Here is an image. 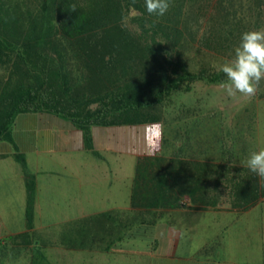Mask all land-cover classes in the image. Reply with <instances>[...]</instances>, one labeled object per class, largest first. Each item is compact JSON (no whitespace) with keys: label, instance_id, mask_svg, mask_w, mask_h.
Here are the masks:
<instances>
[{"label":"trees","instance_id":"1","mask_svg":"<svg viewBox=\"0 0 264 264\" xmlns=\"http://www.w3.org/2000/svg\"><path fill=\"white\" fill-rule=\"evenodd\" d=\"M169 5L157 16L146 11L145 0H0V142L12 143L13 120L25 113L70 121L87 149L91 126L162 124L172 95L188 93L197 83L221 85L226 77L218 69L234 59L242 34L264 29V0ZM12 157L25 190V230L18 234L24 237L33 226L35 180L24 157ZM174 157L136 159L129 204L135 219L154 222L157 212L182 209L184 196L203 209L226 204L237 211L264 198V179L229 157L217 165ZM90 219L97 251L120 241L110 212ZM85 221L65 225L78 227L75 237H88ZM130 229L126 218L124 230Z\"/></svg>","mask_w":264,"mask_h":264},{"label":"crops","instance_id":"2","mask_svg":"<svg viewBox=\"0 0 264 264\" xmlns=\"http://www.w3.org/2000/svg\"><path fill=\"white\" fill-rule=\"evenodd\" d=\"M191 134L184 133L180 127L165 133L162 124L157 123L91 126L90 148L87 149L81 131L70 121L43 112L19 114L13 120L12 143L0 142V169H8V172L0 171V206L10 204L14 194L16 204L25 205L20 168L12 157L14 152H18L24 157L28 172L34 175L33 207L104 206L100 210L91 209L87 214L71 218L63 224L89 219L100 213H111L120 241L106 252L97 251L91 222L85 227L86 233H90L85 236L90 240L85 246L86 252L121 254L126 242L132 248L138 242L143 243V252L133 251L137 255L142 254L141 258L145 257L148 264H157L158 261H163V264H230L212 260L204 250L212 240L226 232L231 215L247 212L254 206L245 211L233 210L229 206L203 209L190 205L184 196V208L157 212L154 222L141 217L135 219L136 212L129 209L137 158L160 155L174 160V155L180 154L178 160L184 163H220V143L214 149L219 134L216 138L212 135L213 151L209 159L204 157V134ZM13 187L15 190L9 195L7 191L12 192ZM208 214L211 217L205 218ZM126 218L131 224L127 232L124 230ZM104 223L102 221V226ZM205 230L210 233L208 240H205L204 234L202 236ZM217 246L213 245L216 252Z\"/></svg>","mask_w":264,"mask_h":264},{"label":"rangeland","instance_id":"3","mask_svg":"<svg viewBox=\"0 0 264 264\" xmlns=\"http://www.w3.org/2000/svg\"><path fill=\"white\" fill-rule=\"evenodd\" d=\"M219 64L220 61L217 62ZM162 126L165 133L180 127L184 133L190 132L196 136L204 134L205 159L212 156V135L216 138L219 134L214 149L220 143L222 150L228 152L222 155L221 150V161L229 157L234 166L247 167L246 161L251 153L264 149V80L260 81L251 98L240 95L229 97L221 85L197 83L188 93L172 95L171 103L164 111ZM241 162H244L243 166ZM0 171L8 172V169ZM14 190L15 187L12 192H7L10 195ZM11 198L13 201L10 204L0 206V264H30L35 247L38 248L35 264H148L145 257L141 258L142 254H135L143 252V243L138 242L134 248L126 242L121 254L88 253L86 250L67 248L85 247L90 240L83 235L75 237L73 233L79 230L78 227L63 223L104 206H34V230L20 237L18 234L25 225L24 206L16 204V194ZM180 204L183 205V197ZM209 216L211 214L205 218ZM230 218L226 232L212 240L208 245L210 248L206 247L204 252H208L216 262L264 264V198L247 212L233 214ZM85 222L87 226L92 219ZM203 234L206 237L203 239L208 240L210 233L205 230ZM213 245L219 246L217 252ZM162 262L158 261L157 264Z\"/></svg>","mask_w":264,"mask_h":264},{"label":"clouds","instance_id":"4","mask_svg":"<svg viewBox=\"0 0 264 264\" xmlns=\"http://www.w3.org/2000/svg\"><path fill=\"white\" fill-rule=\"evenodd\" d=\"M169 6V0H145L146 11L152 15H165ZM218 71L226 77L221 87L229 97L255 95L260 81L264 80V29L244 32L234 50V59L221 65ZM246 166L264 179V149L251 153Z\"/></svg>","mask_w":264,"mask_h":264},{"label":"water","instance_id":"5","mask_svg":"<svg viewBox=\"0 0 264 264\" xmlns=\"http://www.w3.org/2000/svg\"><path fill=\"white\" fill-rule=\"evenodd\" d=\"M129 15H130V16H135V15H139V13L136 12V11H131Z\"/></svg>","mask_w":264,"mask_h":264}]
</instances>
